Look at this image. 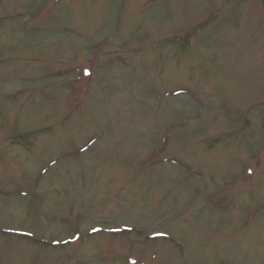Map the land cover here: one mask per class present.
<instances>
[{"label": "rangeland", "instance_id": "1", "mask_svg": "<svg viewBox=\"0 0 264 264\" xmlns=\"http://www.w3.org/2000/svg\"><path fill=\"white\" fill-rule=\"evenodd\" d=\"M0 264H264V0H0Z\"/></svg>", "mask_w": 264, "mask_h": 264}]
</instances>
